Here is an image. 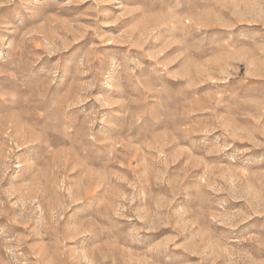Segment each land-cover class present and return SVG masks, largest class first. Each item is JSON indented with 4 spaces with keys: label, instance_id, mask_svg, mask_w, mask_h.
Returning <instances> with one entry per match:
<instances>
[{
    "label": "rangeland",
    "instance_id": "1",
    "mask_svg": "<svg viewBox=\"0 0 264 264\" xmlns=\"http://www.w3.org/2000/svg\"><path fill=\"white\" fill-rule=\"evenodd\" d=\"M0 264H264V0H0Z\"/></svg>",
    "mask_w": 264,
    "mask_h": 264
}]
</instances>
